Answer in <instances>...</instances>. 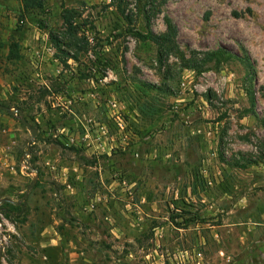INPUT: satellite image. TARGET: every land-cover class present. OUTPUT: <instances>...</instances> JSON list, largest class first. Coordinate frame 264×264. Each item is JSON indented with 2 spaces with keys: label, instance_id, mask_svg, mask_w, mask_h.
Instances as JSON below:
<instances>
[{
  "label": "rangeland",
  "instance_id": "374dc122",
  "mask_svg": "<svg viewBox=\"0 0 264 264\" xmlns=\"http://www.w3.org/2000/svg\"><path fill=\"white\" fill-rule=\"evenodd\" d=\"M119 1L0 0V104L36 129L0 111V264H258L264 0H122L132 27ZM66 9L87 43L63 64L49 33ZM166 20L185 58L238 59L196 74L132 36Z\"/></svg>",
  "mask_w": 264,
  "mask_h": 264
},
{
  "label": "trees",
  "instance_id": "16d2710c",
  "mask_svg": "<svg viewBox=\"0 0 264 264\" xmlns=\"http://www.w3.org/2000/svg\"><path fill=\"white\" fill-rule=\"evenodd\" d=\"M121 1L122 0L117 4L119 5V12L127 26L132 27V18L128 14H125L124 10L121 9ZM20 2L24 12L34 9H43L42 0H20ZM73 15V10L66 9L60 16L63 30L57 32L51 31L49 33L50 42L56 51L55 57L63 64H66L69 59L77 60V54L85 48L87 43L84 41L85 38L79 37V25L73 21ZM132 36L137 40L147 41L154 44L157 47L159 58L161 60L165 57L173 56L181 61V67L183 69L193 71L196 74H201L209 68H217L221 64H226L238 59V56L226 48H217L205 52L190 51L189 57L185 58V55L177 44V30L171 20H166V30L162 34H156L151 30L140 32L134 29L132 31ZM71 50H74L73 54H70ZM102 56H100L101 60L99 59L98 66H100L103 71L112 69L111 61ZM245 63L252 71V64L248 60H246ZM252 76L253 73L250 72V85L245 89L248 107L242 110L240 117H245L247 115L255 116L256 98L252 87Z\"/></svg>",
  "mask_w": 264,
  "mask_h": 264
},
{
  "label": "crops",
  "instance_id": "0c3cea01",
  "mask_svg": "<svg viewBox=\"0 0 264 264\" xmlns=\"http://www.w3.org/2000/svg\"><path fill=\"white\" fill-rule=\"evenodd\" d=\"M251 233H252L251 232V228H247V230L243 231V233L241 235H239V240H241L242 246L245 245L244 242H246L247 239L252 236ZM263 237H262V239H263ZM253 239H255V238H253ZM262 239H260V240H262ZM257 242H258V240H257ZM260 243H262V242H260ZM253 250H256L257 251V254L256 253H253V251L251 252L250 250H248V251L246 249L243 250L244 252L245 251L247 252V258L248 259H246L245 262H249L250 260H251V262H254L253 259L250 257V255H248V253H251L252 256H254L255 258L258 259L257 260V262H259L258 264H264V245L262 244V247H258L257 249H253ZM251 264H255V263H251Z\"/></svg>",
  "mask_w": 264,
  "mask_h": 264
},
{
  "label": "water",
  "instance_id": "95a60500",
  "mask_svg": "<svg viewBox=\"0 0 264 264\" xmlns=\"http://www.w3.org/2000/svg\"><path fill=\"white\" fill-rule=\"evenodd\" d=\"M0 110L8 112L10 115H18L19 114L21 123L30 130L31 138L35 137L36 129L30 127V125L27 122V120L25 119L23 111L21 109H11V108H8V107L0 104ZM26 154H27V152H26Z\"/></svg>",
  "mask_w": 264,
  "mask_h": 264
},
{
  "label": "built area",
  "instance_id": "2783aa9c",
  "mask_svg": "<svg viewBox=\"0 0 264 264\" xmlns=\"http://www.w3.org/2000/svg\"><path fill=\"white\" fill-rule=\"evenodd\" d=\"M0 217H1V215H0ZM1 219V218H0ZM0 225H1V223H0Z\"/></svg>",
  "mask_w": 264,
  "mask_h": 264
}]
</instances>
